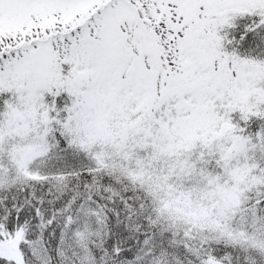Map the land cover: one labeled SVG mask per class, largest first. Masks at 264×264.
Instances as JSON below:
<instances>
[{
    "label": "snow or ice",
    "instance_id": "1",
    "mask_svg": "<svg viewBox=\"0 0 264 264\" xmlns=\"http://www.w3.org/2000/svg\"><path fill=\"white\" fill-rule=\"evenodd\" d=\"M0 264H264V0H0Z\"/></svg>",
    "mask_w": 264,
    "mask_h": 264
}]
</instances>
